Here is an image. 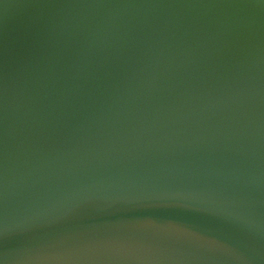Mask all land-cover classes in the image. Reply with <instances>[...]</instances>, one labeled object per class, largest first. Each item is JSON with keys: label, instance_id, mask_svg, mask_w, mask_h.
<instances>
[{"label": "water", "instance_id": "1", "mask_svg": "<svg viewBox=\"0 0 264 264\" xmlns=\"http://www.w3.org/2000/svg\"><path fill=\"white\" fill-rule=\"evenodd\" d=\"M0 264H264V0H0Z\"/></svg>", "mask_w": 264, "mask_h": 264}]
</instances>
